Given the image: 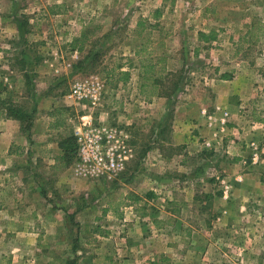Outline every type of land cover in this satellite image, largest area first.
<instances>
[{"label":"rangeland","instance_id":"obj_1","mask_svg":"<svg viewBox=\"0 0 264 264\" xmlns=\"http://www.w3.org/2000/svg\"><path fill=\"white\" fill-rule=\"evenodd\" d=\"M155 9L160 11L156 18L152 16ZM140 18H147L152 26L145 27L140 35H135L133 31ZM84 29L89 30L87 38L84 39V50L80 52L71 49V44H80V32ZM212 32L214 39L206 42L201 40L200 34L209 36ZM142 45L145 49L137 53ZM88 52L91 56L80 65ZM160 57L164 60L159 63L158 68L164 66L165 70L161 72L157 89H152L150 80L148 81V92L170 89L175 82H179L176 94L164 101L166 112L162 119L163 127L161 133L156 134L158 117L150 115L146 123L145 118L140 115L144 104L141 102L142 98L136 95L141 82L136 68L140 60L151 59L154 62ZM131 60L137 65L131 69V79L126 83L117 81V66L126 68L133 64ZM46 62L50 66H44ZM31 65L34 70H42L46 76L45 83L38 82L37 85L36 81L29 80L27 84L24 76L29 78L34 74ZM205 73L216 75V79L218 75L226 74L233 80L229 83L228 90L236 92L230 95V99L241 102L244 98L245 103L249 102L256 107L257 118H264V0H0V99L21 105L29 116L26 119L28 122L35 115L36 104L29 96L30 90L37 86L51 88L57 83L55 90L58 92L56 91L54 99L56 105L51 106L50 112H56L58 118L68 117L64 129L73 137V125L75 126L79 116L89 110L83 108L82 104H71L64 99V95L74 80L98 75L104 81V89L100 104L91 109L96 121L125 130L128 134L131 127L132 134L136 137V155L129 167V170L136 173L131 182L125 184L123 180L126 165L115 178L119 177L120 182L113 181V178L103 181L81 179L73 175L77 186L83 183L88 187L92 185L104 189L99 192L95 188V191L87 194L82 209L75 207L80 203V194L69 197L72 200L69 201L68 209L71 218L57 229L61 233L65 232L63 236L66 239L39 242V251L47 255L52 245L51 264H113L111 261L114 264H145L146 261L140 262V258L147 252L159 253L162 250H182L188 247L183 242H173V234L182 231L181 224L189 223L194 227L195 221L198 224L197 230H201V233L202 230H207L212 238L210 242L199 240L191 245L197 250L210 247L207 259H202V256L195 258L199 264L202 261L205 264H264V217L260 218L262 211L258 212L251 207L239 213V216L238 213L235 214L237 218L229 216L235 222L222 223L217 219L214 225L212 223L209 226L206 220L218 215V205H210L209 202L205 205L206 209L201 210L199 205L195 208H180L178 204L169 201L167 210L179 208L181 215L172 217L177 213L172 211L171 225L163 224L166 225L163 226V231L166 232L156 236H152L151 232L155 242L142 243L148 235L144 230H149L145 228L148 226L145 222L147 217L141 219L147 212L148 202L152 206L148 218L151 220L153 216H160L161 212L157 208L164 203H161L154 192L161 191L165 177L170 182L172 178L177 179L176 174L181 172L175 169L178 167L174 159L175 153L182 150L172 143L170 110L177 100H184L178 95L186 89L194 88L196 84L200 86V76ZM153 75L158 76L159 73L156 71ZM239 76L244 80L239 81ZM212 88H217V85L213 84ZM143 95L150 99L154 94ZM41 105L47 106V103L43 101ZM132 114H135L132 117L140 120L134 125H126L125 118ZM221 118L222 121L218 119L220 123L226 120L230 122L233 114L230 113L227 119L225 114ZM251 127L264 129V121L254 122ZM160 135L163 141L159 144L163 143L164 146L162 153L170 154L174 160L164 162L150 157L147 164L140 168L139 160L146 154V149L154 147V142ZM62 136L60 134V138ZM129 140L131 141V137ZM130 145L132 147L131 142ZM247 145L249 154L241 159L242 165H259L264 144L251 139ZM212 150L213 154L208 157L213 161L216 159L214 153L218 152L214 148ZM233 150L234 148L228 149L230 152ZM254 154H257V160L253 159ZM74 159L75 154L68 162V168L72 166ZM204 160H198L197 164H202ZM212 166L213 164L208 172ZM212 173L213 178L204 173L201 185L213 179L216 187L227 198L233 186L241 181L238 175H221L214 168ZM49 184L54 185L56 181ZM174 184L176 182L171 186ZM129 188L138 192L133 193L137 196L129 199L132 202L130 208L120 209L117 206L116 214L121 212L123 219L117 215L115 219L108 210L107 199L116 191V196H110L111 202L122 201L117 193L123 194ZM159 195L161 197V193ZM261 201L263 202V197ZM160 209L164 210V206ZM96 227L101 228L96 230ZM96 231L103 234L108 231L112 236L111 241L101 239L99 246L93 242L82 247L80 237L88 238L97 233ZM213 240H216L214 245L222 253L218 254ZM31 243L34 246V242ZM170 243L175 245L170 246ZM8 246L10 247V243L0 241V252ZM92 252L98 254L94 257ZM32 254L33 251L26 252L25 255L20 253L15 264H34L29 260ZM190 259L194 261V258L188 257L177 264H191L188 261ZM150 264H153V260Z\"/></svg>","mask_w":264,"mask_h":264},{"label":"crops","instance_id":"obj_2","mask_svg":"<svg viewBox=\"0 0 264 264\" xmlns=\"http://www.w3.org/2000/svg\"><path fill=\"white\" fill-rule=\"evenodd\" d=\"M161 58L163 63L164 58ZM157 60L158 58L153 62L155 63V70L159 69ZM49 64L46 62L43 65L50 66ZM32 65L35 66L36 64ZM32 65L30 68L33 69L34 74L29 79L36 81L37 85L38 82L43 83L44 81L45 83V74L41 72L42 70L40 72L34 70ZM136 66L133 61L132 65L126 68L121 67V69L128 70L131 74V69L136 68ZM136 69L139 77L138 66ZM243 80L239 76V81ZM200 81V86L196 84L194 88L186 89V91L178 95L182 96L184 100L181 102L177 100L176 105L170 110L172 112L170 124L172 143L182 150V152L175 153L174 159L177 161L176 164L178 166L175 169L181 172L176 174L178 176L177 179H171V181L176 182L174 186H171L173 182H168L165 177L162 180L161 191L153 189L154 191L156 190L154 193L156 196L158 195L157 198H160L161 203L165 205L160 204V208L164 206V210L157 208L161 215L153 216L150 220L148 216L150 215L149 209L152 207L151 202H148V205L146 204L148 206V208L146 207L147 212L141 219L147 217L145 222L148 226L145 228H149V230H144L142 227L145 232H148L147 238L142 241L143 244H153L155 238H152V236L166 232L163 231L166 226L163 224L171 225L172 213L167 210L169 201L178 204L180 208H191L192 206L195 208L196 205H199L201 210H205V205L209 202L210 205H218L216 206L218 215L206 220L209 226L212 223L214 225L217 219L218 221L221 220L222 223L235 222L229 216H235L237 213L239 216V213H243L246 208L250 207L257 209L258 212L262 211L260 218L261 216L262 218L264 217V147L262 148V158L259 165H247L245 167L241 163V159L246 154H249L248 140L252 139L264 144V129L251 127V124L257 121H264V118H257L256 107L251 106L249 102L245 103L244 98L241 102L230 99V95L236 92L228 90L229 83L233 82V80L227 77L226 74H220L218 79H216V75L205 73L200 76ZM56 84H53L51 88H40L37 86L35 89L30 90L29 96L37 105L35 104L34 108V119L32 118L29 129L25 131L20 128L18 120L7 117L5 109H0V241L10 243L9 249L6 248L0 252V264H15L20 253L25 255L26 252L30 251H33L29 259L31 263L51 264L52 256L50 251L52 245H50L49 254L47 255V253L43 254L39 251V242L42 240L53 242L58 238L66 239L63 236L65 232L61 233L57 229L59 225H65L67 219L71 218V214L68 211L70 207L69 201L71 200L69 197H74V194L77 193L80 194V203H77L75 207L76 209H82L87 194L95 191V188L99 192L104 189L92 185L88 187L83 183L78 186L75 184L71 166L68 168V162L72 160V157L69 151L65 150L61 145L64 144L63 140L65 138L72 135L64 129L68 117L58 118L56 112H50L51 106L56 105L54 101L58 92L55 90ZM213 84H216L217 88H212ZM136 95L142 98L141 102L144 104L140 111L141 118H145L147 123L150 115L158 117L156 134H160L163 127L162 119L165 117L166 112L164 101L167 98L162 94H154L151 96L152 99H147L143 94H140L139 90H137ZM43 101L47 103V106L41 105ZM230 113L233 114V120L230 122L226 120L220 123L221 117L225 114L227 119ZM134 115H127L125 118L126 125L138 123L140 118L132 117ZM219 118L220 121L218 120ZM130 129L131 132L129 130V134L133 153L125 167L123 178L125 184L131 182L136 173L129 170L137 150L136 137L133 136L131 127ZM60 134L63 135L61 138ZM160 141H163L161 135L154 142V147H152L154 149H146V154L139 160L140 168L142 165L147 164L146 162L150 160V157L158 161L164 160V162L174 160L171 159L170 154L162 153L161 149L163 150L164 146H162L163 143L159 144ZM212 148L218 152L217 154L214 153L216 156V159L213 160L215 164L212 158L209 159L208 157L213 154ZM232 148H234V152L228 151V149ZM154 155L156 156L154 157ZM198 160L204 161L202 164H197ZM211 164H213L212 167L215 171L221 175L226 173L231 176H240L241 181L233 186L228 198L222 195L221 189L216 187L213 179L212 181L211 179L204 181L205 183L201 185L202 178L205 177L204 173L209 174L210 178L214 177L213 168L208 172ZM137 168L140 169L139 167ZM115 178H113V181H121L119 177ZM53 181H56V184H49V182ZM115 192H110L111 194L107 199V207L115 219H117V216L123 219L121 212L116 214L117 206H120V209L130 208L132 202L129 199L137 196V194H133L136 191L129 188L123 194L122 192L117 193L119 197H122V201L111 202L110 196H116ZM262 197L263 202L261 201ZM252 201L253 203H251ZM174 214L172 217L181 215V209L179 210L178 208L177 213ZM238 216L235 217L237 218ZM155 223L157 225H154ZM149 224H152V226H149ZM193 225L194 227L189 223L181 224L180 228L184 233L178 231L173 234L175 236L173 242H183L188 244V247H184L182 250H162L159 253L147 252L140 258V262L146 261L145 264H150V261L153 260V264H177L179 261H185L189 257L194 258V261L188 260L191 264H199L200 262H196L195 259L198 256H202V259H207L206 256L210 254V247L204 250H197L191 245H195L199 240L205 243L210 242L212 239L211 233L207 232V230H202L203 233H201V230H197V221ZM100 228L96 227V230ZM111 237L108 231L105 234L97 232L88 238L80 237V244L83 247L87 243L96 242V245L99 246L101 239L111 241ZM31 242H34V246ZM35 242L37 243L35 244ZM215 243L216 240H213V245ZM169 245L175 244L170 243ZM214 246L218 254L222 253L216 248V245ZM198 252L199 254H197ZM97 254L98 252H92L94 257ZM159 259L162 261L160 262ZM203 262L202 264H205Z\"/></svg>","mask_w":264,"mask_h":264},{"label":"built area","instance_id":"obj_3","mask_svg":"<svg viewBox=\"0 0 264 264\" xmlns=\"http://www.w3.org/2000/svg\"><path fill=\"white\" fill-rule=\"evenodd\" d=\"M104 81L98 75L76 79L64 99L74 105L82 104L88 112L79 116L74 126L75 159L72 174L81 179H112L132 157L129 134L122 129L97 122L91 111L102 99ZM222 121V120H221ZM257 160V154L253 155Z\"/></svg>","mask_w":264,"mask_h":264},{"label":"trees","instance_id":"obj_4","mask_svg":"<svg viewBox=\"0 0 264 264\" xmlns=\"http://www.w3.org/2000/svg\"><path fill=\"white\" fill-rule=\"evenodd\" d=\"M160 15V11L159 9H155L154 12L152 13L153 17H158ZM152 24L150 25L148 22L147 18H140L135 25L133 34L135 35H140L143 30L145 29V27H151ZM89 33L88 29H84L80 32V44L79 45H75V44H71V49H76L78 51H83L85 46H84V39L87 38V34ZM108 35V34H107ZM201 35V40L203 41H210L212 39L215 38L214 33H210L209 36H205L204 34H200ZM149 40H146V42H148ZM145 49V46L142 45V47L139 48V51L137 50L136 52H141L142 50ZM90 52H88V54L85 56V58L80 61V65L82 64V62L84 60H87L90 57ZM162 60V58H158L157 63H160ZM122 66L118 65L117 69H118V73H117V81H121V82H126L129 78V71L128 70H122L121 69ZM155 63L152 62L151 59H146V60H140V63L138 65V70H139V74H140V85H139V92L140 94H162L164 95L168 100L170 99V97L174 96L176 94V92L178 91V82H175L172 86V88L170 89H162L161 91H156L153 93V91L148 92L147 90V86H148V81L150 80V84L152 89H157L158 88V84L160 83L159 77H161V72L165 70L164 66H161V68H159L158 70H155ZM158 72L159 75L155 76L153 75L154 72ZM150 74V75H149ZM25 77V81L29 82V78L27 76ZM1 85V82H0ZM67 93V92H66ZM65 93V94H66ZM147 96V95H146ZM4 108L6 111V116L7 117H11L15 120H18L20 123V128L22 130H27L29 129L31 122H32V117L30 118V120L28 122H26V119L29 118V116L26 114V112L23 110L22 106L19 105L17 102H13L11 100H1L0 99V109ZM23 122H25L23 124ZM64 144H61L62 147H64L65 150H68L71 157L74 156L75 154V142H74V138L73 137H68L65 138L63 140ZM173 204V203H172ZM172 211H176L177 212V208H173L170 210ZM143 214V213H142ZM144 215V214H143Z\"/></svg>","mask_w":264,"mask_h":264}]
</instances>
